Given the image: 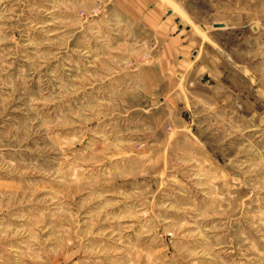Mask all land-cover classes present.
Segmentation results:
<instances>
[{
  "label": "rangeland",
  "instance_id": "obj_1",
  "mask_svg": "<svg viewBox=\"0 0 264 264\" xmlns=\"http://www.w3.org/2000/svg\"><path fill=\"white\" fill-rule=\"evenodd\" d=\"M0 264H264V0H0Z\"/></svg>",
  "mask_w": 264,
  "mask_h": 264
},
{
  "label": "water",
  "instance_id": "obj_2",
  "mask_svg": "<svg viewBox=\"0 0 264 264\" xmlns=\"http://www.w3.org/2000/svg\"><path fill=\"white\" fill-rule=\"evenodd\" d=\"M219 24H216V26H218Z\"/></svg>",
  "mask_w": 264,
  "mask_h": 264
}]
</instances>
